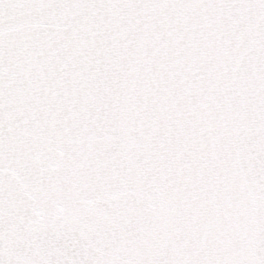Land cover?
<instances>
[{
	"label": "snow or ice",
	"instance_id": "1",
	"mask_svg": "<svg viewBox=\"0 0 264 264\" xmlns=\"http://www.w3.org/2000/svg\"><path fill=\"white\" fill-rule=\"evenodd\" d=\"M0 264H264V0H0Z\"/></svg>",
	"mask_w": 264,
	"mask_h": 264
}]
</instances>
